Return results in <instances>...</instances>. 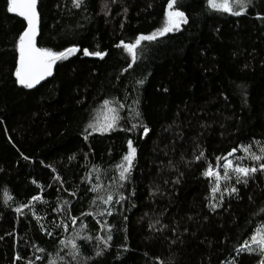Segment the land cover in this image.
I'll return each mask as SVG.
<instances>
[{
	"label": "trees",
	"instance_id": "obj_1",
	"mask_svg": "<svg viewBox=\"0 0 264 264\" xmlns=\"http://www.w3.org/2000/svg\"><path fill=\"white\" fill-rule=\"evenodd\" d=\"M167 3L39 0L38 46L80 51L26 89L14 76L25 23L0 0V264H223L264 232V172L236 183L216 159L259 167L243 147L264 155V0H250L240 16L208 0H179L188 23L142 41L133 62L116 45L161 28ZM83 48L106 55L84 56ZM95 111L104 114L100 125L118 114L113 130L85 132ZM129 139L137 153L121 181L116 169ZM209 165L222 177L215 194L214 177L203 175ZM108 194L109 204L97 199ZM109 225L104 247L95 237ZM73 237L75 258L60 243Z\"/></svg>",
	"mask_w": 264,
	"mask_h": 264
},
{
	"label": "snow or ice",
	"instance_id": "obj_2",
	"mask_svg": "<svg viewBox=\"0 0 264 264\" xmlns=\"http://www.w3.org/2000/svg\"><path fill=\"white\" fill-rule=\"evenodd\" d=\"M85 0H72V5L75 8H80L84 5ZM179 0H168L167 8L165 10V19L163 22V26L156 31L150 34H141L136 37L134 43H124L123 41L120 44H117L116 47H123L132 57L133 62L136 60L137 48L141 45L142 41H154L158 36H164L169 32L178 31L181 28L182 24H187L188 19L185 15L184 11L179 10L178 7ZM250 3V0H233L232 6H230L229 0H223V3H216L215 0H208V6L217 11H222L225 13H230L234 16H240L244 13L247 4ZM7 10L11 13H16L18 16L22 17L24 21L27 22V26L22 30V32L18 36V41L15 45L16 51L18 52V59L15 64V83L21 85L23 88L32 89L39 85L42 81H44L47 77L53 75V68L57 62H62L67 60L70 56L76 54L80 51L78 46H72L65 48L61 51H54L51 48L40 47L38 46V36L40 34L39 22H40V14L38 12V0H7ZM235 8H239V10H234ZM264 19V17H258ZM84 56H95L103 59L106 55L103 51H89L87 48L83 50ZM128 67H132L131 64ZM139 83H143V80L139 81ZM166 92L167 89L165 88ZM105 106L109 104L108 100L104 101ZM123 107V105H121ZM114 113L117 111L115 109H110ZM118 114L113 115L112 119L109 122H106L103 125H98L95 123H89L85 128V132L89 135V129L92 131L100 132L103 134L105 131L113 130L118 122ZM136 125H132V129H135ZM132 129H127V131H131ZM143 132L145 135L148 134L149 129L147 126H144ZM87 135H85L84 139L87 140ZM237 149H233L232 152L228 153V156H232ZM243 151L250 154V158L259 162V167H245L240 166L239 164H233L232 160H229L227 157H217V161L223 160V164L217 165V167H222L224 169L223 177L224 179H229L232 173L236 174V183H244L247 184V179H241L242 177L247 178L252 174L260 171L264 172V155H257L254 152H250V148L248 146L243 147ZM261 152L264 153V147L261 148ZM137 149L133 146V140L129 139L127 141V152L122 157L123 163L118 164L117 167L120 169L119 178L121 181L127 179L126 174L130 172L133 161L136 157ZM204 153L201 152L199 156L196 157L197 160H200L203 157ZM24 159L27 160L28 157L24 156ZM230 170V171H229ZM203 175L209 179L214 177L215 186L211 189L212 193L215 194L221 189V173L213 169L212 165H209L207 170L203 173ZM59 179V177H56ZM178 182V181H177ZM123 187V185H121ZM92 191H96L95 188L91 189ZM225 191H229L225 189ZM238 189L235 187L231 188L229 194L237 193ZM74 195V193H73ZM103 204H109L113 201V196L108 194L105 197H97ZM120 199L123 200V195L120 196ZM221 199L223 197L221 196ZM33 201L41 200L40 196L32 197ZM117 203L119 201H116ZM92 203H96L95 200ZM17 212H20L21 209L18 207L16 209ZM99 215H104L103 212H99ZM108 215L112 213L108 211ZM82 215L88 216L92 215V213H82ZM73 223H76V218L72 219ZM82 227H84L82 225ZM107 235L104 237H95L97 242H102L104 247H108L109 242L113 239L111 235V226L105 228ZM262 232V229H257L254 232L249 240H245L239 248L236 249L238 253L247 252L251 254L254 251H259L261 259L259 260V264H264V234L260 235L259 238L257 233ZM51 235V233H48ZM85 241L93 239L92 237H83ZM76 237H73L72 240H61L60 243L71 246L73 250V258L78 255L77 249L80 247L76 242ZM39 251H43V249H38ZM98 256L101 255V252L96 253ZM17 260L21 259V257L17 256ZM31 264V261H29Z\"/></svg>",
	"mask_w": 264,
	"mask_h": 264
},
{
	"label": "bare ground",
	"instance_id": "obj_3",
	"mask_svg": "<svg viewBox=\"0 0 264 264\" xmlns=\"http://www.w3.org/2000/svg\"><path fill=\"white\" fill-rule=\"evenodd\" d=\"M11 13V12H10ZM11 14H13V13H11ZM84 49V48H83ZM58 63V62H57ZM55 67H56V65H55ZM55 67H54V70H55ZM54 70H53V73H54ZM53 76V75H52ZM51 76V77H52ZM50 77V78H51ZM50 78H48V79H50ZM47 79V80H48ZM46 81V80H45ZM45 81H43V82H45ZM42 82V83H43ZM95 114L93 115V123H95V124H98V125H100L101 124V120H102V118L104 117V114H103V112H97V111H95L94 112ZM121 163H123V161L121 160V162L119 163V164H121ZM116 171H117V174H118V176H119V171H120V169L117 167V169H116ZM89 192L91 193L92 192V190L90 189L89 190ZM236 249H237V247H235V248H233L231 251H230V253L229 254H227V256L225 257V258H223V259H221V262H225V263H223V264H238V261L240 260V258L242 257V256H247V257H249L250 259H251V264H259V260L261 259V256H260V254H259V251H254V252H252L251 254H249V253H238L237 251H236Z\"/></svg>",
	"mask_w": 264,
	"mask_h": 264
},
{
	"label": "water",
	"instance_id": "obj_4",
	"mask_svg": "<svg viewBox=\"0 0 264 264\" xmlns=\"http://www.w3.org/2000/svg\"><path fill=\"white\" fill-rule=\"evenodd\" d=\"M38 2H39V0H38ZM13 14H14L15 16H17L18 18H20V19L23 20V18L20 17V16H18L16 13H13ZM23 21H24V20H23ZM24 23H25V27H26V26H27V22L24 21ZM39 29H40V22H39ZM54 67H55V65H54ZM53 70H54V68H53ZM50 77H51V76H50ZM50 77H47L45 80H47V79L50 78ZM45 80H44V81H45ZM42 82H43V81H42ZM42 82H41V83H42ZM41 83H40V84H41ZM40 84H39V85H40ZM37 86H38V85H37ZM37 86H36V87H37Z\"/></svg>",
	"mask_w": 264,
	"mask_h": 264
},
{
	"label": "rangeland",
	"instance_id": "obj_5",
	"mask_svg": "<svg viewBox=\"0 0 264 264\" xmlns=\"http://www.w3.org/2000/svg\"><path fill=\"white\" fill-rule=\"evenodd\" d=\"M128 175V173L126 174V176ZM264 234V232H261L259 235L257 234L258 238L260 235Z\"/></svg>",
	"mask_w": 264,
	"mask_h": 264
}]
</instances>
